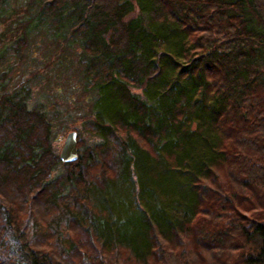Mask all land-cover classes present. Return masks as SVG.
<instances>
[{
    "label": "trees",
    "instance_id": "16d2710c",
    "mask_svg": "<svg viewBox=\"0 0 264 264\" xmlns=\"http://www.w3.org/2000/svg\"><path fill=\"white\" fill-rule=\"evenodd\" d=\"M37 6L15 55L39 27L64 51L77 45L87 109L72 128L79 158L64 163L52 117L0 70V264H264V0ZM137 153L185 180L190 198L167 205L166 222L144 209L121 229L96 192Z\"/></svg>",
    "mask_w": 264,
    "mask_h": 264
},
{
    "label": "rangeland",
    "instance_id": "374dc122",
    "mask_svg": "<svg viewBox=\"0 0 264 264\" xmlns=\"http://www.w3.org/2000/svg\"><path fill=\"white\" fill-rule=\"evenodd\" d=\"M37 8V0H8L3 8L5 12L0 11V54L7 56L0 64V70L10 71L9 90L29 88L30 106H42L52 117L56 135L54 146L60 155L67 135L73 131L74 126L82 125L81 115L87 109L86 106L85 110L78 106L86 95L82 92L80 74L75 71L79 49L75 45L73 51H64L62 40L52 39L53 30L47 26L50 30L47 27L46 29L44 27V30L41 27L33 29L24 50V58L16 56L14 52L16 41L24 34L28 21ZM62 56H70L73 65L70 60L61 63ZM55 74L58 77L54 76ZM56 84L63 87V92L59 95H55ZM136 91L145 96L143 90L136 89ZM72 92L76 94V99L71 102L68 95ZM126 169L123 180L112 182L106 193L96 192L98 210L107 214L105 218L109 222L123 221L119 225L121 229H128L129 222L140 219L139 216L143 214L144 209L159 221L166 222L170 217L167 205L172 206L180 198L189 202L187 199L190 198V194L188 188L184 186L186 181L177 175L163 177H161L162 173L155 175L154 173L160 171L157 162L147 160L141 153L135 154L134 160ZM63 170L59 167L55 175L62 173ZM188 205L187 203V207ZM187 209L185 208L186 211ZM107 219L104 221L108 222ZM114 229L103 230L107 231L109 238L114 239ZM129 231L133 233L132 230Z\"/></svg>",
    "mask_w": 264,
    "mask_h": 264
},
{
    "label": "water",
    "instance_id": "95a60500",
    "mask_svg": "<svg viewBox=\"0 0 264 264\" xmlns=\"http://www.w3.org/2000/svg\"><path fill=\"white\" fill-rule=\"evenodd\" d=\"M79 158L78 132H70L65 140L64 147L60 154V159L64 163L75 162Z\"/></svg>",
    "mask_w": 264,
    "mask_h": 264
}]
</instances>
